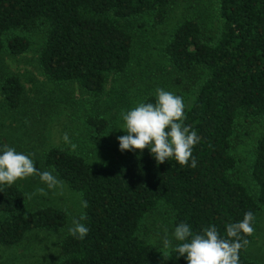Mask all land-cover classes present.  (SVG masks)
<instances>
[{
    "label": "trees",
    "instance_id": "trees-1",
    "mask_svg": "<svg viewBox=\"0 0 264 264\" xmlns=\"http://www.w3.org/2000/svg\"><path fill=\"white\" fill-rule=\"evenodd\" d=\"M176 0H0V53H26L31 36L46 27L39 53L43 74L55 84L76 83L91 98L106 92L111 76L126 72L135 49L132 24L146 17L164 24ZM221 32L207 38L198 18L180 21L163 47L176 70H200L192 104L185 106L184 125L201 137L193 148L197 167H181L174 157L157 164L148 148L132 151L121 163L94 165L77 151L53 146L44 163L87 201L79 215L89 228L84 239L70 234L61 242L56 264H187L175 246L163 250L139 236L145 216L164 206L175 226L190 225L194 234L215 226L227 238L226 226L252 212L256 225L264 209V128L255 146L252 187L236 174L239 159L231 152L240 120L264 125V0H219ZM5 106L15 110L24 101L25 86L17 74L1 77ZM147 96L143 103H155ZM92 137L103 141L111 126L104 115L90 116ZM6 145L0 138V154ZM191 161H189V164ZM253 189V191L251 190ZM26 203L21 186H0V244L21 241L34 229H55L67 223L57 207L19 214ZM249 242L254 236H245ZM239 251L238 264H261Z\"/></svg>",
    "mask_w": 264,
    "mask_h": 264
},
{
    "label": "rangeland",
    "instance_id": "rangeland-1",
    "mask_svg": "<svg viewBox=\"0 0 264 264\" xmlns=\"http://www.w3.org/2000/svg\"><path fill=\"white\" fill-rule=\"evenodd\" d=\"M218 6L219 0H176L164 24L154 26L147 17L132 24L135 36L133 60L125 73L110 77L106 92L97 99L91 98L76 83L55 84L43 74L38 59L46 27L31 36L32 45L26 53L14 55L8 50L0 53V81L3 75L17 74L25 86L23 104L15 110L5 106L0 90V138L6 147L30 155L38 171L52 172L63 182L62 187L48 189L39 176L16 181L26 194V203L19 214L26 215L49 206L67 214V223L63 227L30 230L16 244H0V264L59 262L61 242L69 234L73 218L79 219L83 211V197L45 165L44 154L49 148L59 146L79 152L94 165L121 163L132 152L119 149L117 137L127 135L122 130V112L143 103L149 95L156 96L158 88L182 97L185 106L191 105L203 80L200 70L193 73L176 70L164 56L163 47L174 27L187 18L201 20L207 38L219 36L222 20ZM96 115H104L111 121L103 141L92 137L94 132L87 123L90 116ZM263 128L260 120H240L233 135L231 152L239 159L236 174L249 187H252L255 146ZM65 133L76 145L75 150L63 141ZM40 188L46 194H41ZM6 218L7 214L0 213V223ZM175 227L173 213L161 206L145 216L139 236L167 251L177 242L172 235ZM166 233L171 241L167 248L163 243ZM245 254L264 264V209L257 215L254 236L247 244Z\"/></svg>",
    "mask_w": 264,
    "mask_h": 264
},
{
    "label": "clouds",
    "instance_id": "clouds-1",
    "mask_svg": "<svg viewBox=\"0 0 264 264\" xmlns=\"http://www.w3.org/2000/svg\"><path fill=\"white\" fill-rule=\"evenodd\" d=\"M184 108L182 97L158 88L155 103H141L126 113L122 112V130L127 135L117 137L120 151L139 150L142 153L148 148L157 164L174 157L181 167L196 168L197 160L192 153L201 137L184 125ZM62 139L75 150L76 145L71 142L67 133ZM32 176H39L48 189L62 187L63 182L52 172L38 171L30 155L17 152L13 147H6L0 154V186H11L18 180ZM38 191L46 194L43 188ZM81 206L87 208V201L82 200ZM83 219L84 216L73 218L72 226L68 229L71 236L81 240L89 232V228L80 222ZM253 220V213L246 212L240 222L228 224L227 238L221 237L215 226L194 234L190 225L180 223L172 233L175 240L180 242L175 251L178 257H185L187 264H238L240 249L249 243L242 238L241 233L245 236L252 235ZM163 243L166 248L171 245L167 233Z\"/></svg>",
    "mask_w": 264,
    "mask_h": 264
}]
</instances>
